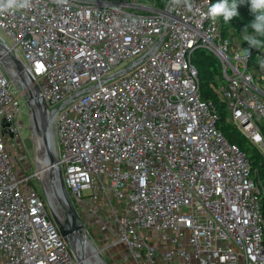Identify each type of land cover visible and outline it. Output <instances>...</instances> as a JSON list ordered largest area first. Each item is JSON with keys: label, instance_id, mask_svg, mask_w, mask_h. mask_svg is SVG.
Instances as JSON below:
<instances>
[{"label": "built area", "instance_id": "built-area-1", "mask_svg": "<svg viewBox=\"0 0 264 264\" xmlns=\"http://www.w3.org/2000/svg\"><path fill=\"white\" fill-rule=\"evenodd\" d=\"M209 6L30 0L0 13V264H79L49 209L58 181L19 174L8 148L20 139L19 99L35 86L33 137L39 102L56 177L58 167L73 206L110 232L124 261L264 264V174L216 128L192 63L199 49L218 59L229 119L264 163V83L253 75L264 76V51L251 70L252 47L225 39Z\"/></svg>", "mask_w": 264, "mask_h": 264}, {"label": "trees", "instance_id": "trees-1", "mask_svg": "<svg viewBox=\"0 0 264 264\" xmlns=\"http://www.w3.org/2000/svg\"><path fill=\"white\" fill-rule=\"evenodd\" d=\"M133 1L139 4L147 3L156 9L163 8L168 2V0ZM215 2H217V0H213V3ZM238 12L239 16L233 18L229 23H225L222 17L218 18L220 33L225 39H229L233 45L240 47L250 46L246 41H242V30L254 19V14L250 11V5L247 2L238 7ZM249 31L252 30L249 28ZM252 49L251 70H254L255 54L264 51V49L259 50L253 47ZM192 63L197 70L201 99L206 102H212L216 109V128L222 133L229 144L237 146L245 154L252 169L257 170L259 178L262 179L264 174V163L261 154L232 124L225 103L221 98L219 83L222 80V76L218 59L204 49H199L195 52ZM253 75L257 84L263 85L264 76Z\"/></svg>", "mask_w": 264, "mask_h": 264}, {"label": "rangeland", "instance_id": "rangeland-1", "mask_svg": "<svg viewBox=\"0 0 264 264\" xmlns=\"http://www.w3.org/2000/svg\"><path fill=\"white\" fill-rule=\"evenodd\" d=\"M144 6L152 7L151 5L147 3H142ZM14 95H18L16 90H13ZM20 106H19V122H21V126L19 128V137L18 140H12L10 145L8 146L11 153L16 157L17 166H18V173L19 174H25V175H32L38 170L41 169L40 166V159L43 157V153L41 151V148L38 145L37 140L33 137L32 129L30 127V121H29V109L26 106V103L23 98L19 99ZM50 143L52 147L51 142V135H50ZM53 148V147H52ZM42 170V169H41ZM49 172L46 173V175ZM41 179V177H38ZM37 177L32 178L31 185L34 187V189L41 195L43 200H45V196L42 189V182ZM49 179V175L47 176V180ZM54 193L52 190L46 188L47 190V196L48 201L51 204V209L53 211L50 212L54 216V220L59 225V227L64 228L65 222L63 221V214L60 210V206L57 205L54 198H59L58 192L55 191ZM74 207V206H73ZM76 213L78 214L81 223L83 225L84 232L86 234L87 239L89 240L88 243L90 244L91 248L86 245L84 250V245H81L78 247L77 250L82 253L83 259L88 262V264H96L94 259V253L92 248L95 250V252L98 251V255L100 259L103 261V264H120V261H122L121 264H132L130 260L124 261L126 258V252H124V248L119 245H114V238L110 236L109 233L101 232L97 225L94 223V219L92 216H86L83 214V212H80V210L77 207H74ZM84 213H87V209L84 208ZM108 208L104 209L105 212H108ZM53 212V213H52ZM85 216L88 222H85ZM122 258V260H121Z\"/></svg>", "mask_w": 264, "mask_h": 264}, {"label": "water", "instance_id": "water-1", "mask_svg": "<svg viewBox=\"0 0 264 264\" xmlns=\"http://www.w3.org/2000/svg\"><path fill=\"white\" fill-rule=\"evenodd\" d=\"M9 56H10V58L14 64L16 70L21 71L22 70L21 63L11 54ZM35 91H36L35 97H29V96L23 95V99H24L27 106H30L32 99L36 100V101L38 100L37 99L38 88L36 86H35ZM36 103H37L38 116H39L38 126H37V121L35 120V118L34 117H32V118H33V122L35 123L37 133L40 136V138L42 139V145H43V148H44L45 153L47 154V158H48V170H50V169H53V166L55 164H57V160H56L54 153L49 150V146H48V143H49L48 136H47L48 125H47V122L45 119V112H44L45 106L39 102H36ZM245 124H246V122L244 121L243 125H245ZM3 126L6 127L7 124L4 123ZM4 133H7L11 138L13 137V135L9 132L8 129H4ZM50 176H51V173H49V177ZM57 181H58V194L60 193V195L62 197L57 198L56 203L58 206H60V210L64 216V219L65 220L67 219V221L70 219V222L69 221H68L69 223L65 222V227L61 228V227H59V225L54 220V216H53L54 214L53 215L51 214V216H52L54 223L58 227L62 237L64 238L65 242L68 244L70 251L72 252L75 259L78 261L79 264H84V262L77 255V252H78L77 249H78V247L81 246V242L83 241V236H84L85 232H84L81 220H80L78 214L76 213V211L73 207V204L70 200V197L67 193V190L64 186L61 171L59 170L58 167H57ZM48 204H49V208L51 209V204L50 203H48ZM51 211H52V209H51ZM85 236H86V234H85ZM84 240H85V238H84Z\"/></svg>", "mask_w": 264, "mask_h": 264}, {"label": "clouds", "instance_id": "clouds-1", "mask_svg": "<svg viewBox=\"0 0 264 264\" xmlns=\"http://www.w3.org/2000/svg\"><path fill=\"white\" fill-rule=\"evenodd\" d=\"M248 3L254 19L242 30V41H246L253 48L264 49V0H217L212 3L204 17L213 22L223 18L229 23L233 18L239 16L238 7ZM183 5L188 11L193 10V0H171V6ZM30 6V0H0V13L13 10L25 9ZM249 28L252 31H249ZM260 67L264 68V58L260 60Z\"/></svg>", "mask_w": 264, "mask_h": 264}, {"label": "bare ground", "instance_id": "bare-ground-1", "mask_svg": "<svg viewBox=\"0 0 264 264\" xmlns=\"http://www.w3.org/2000/svg\"><path fill=\"white\" fill-rule=\"evenodd\" d=\"M47 136H48V141H49V143H48L49 150H50L51 152H53V148L51 147V143H50V133H48ZM37 142H38V145H39V147L41 148V151H42V153H43V157L40 159V166H41L42 171L44 172V176H43V177H44V181H46V180H45V177L48 176L49 173L53 174V176H54V179H53V180L57 181V177H56L55 169H50V170H48V158H47V154L45 153V150H44V148H43V145H42V139L40 138V136H39ZM47 172H49V173L46 175ZM45 183H46V182H45ZM46 191H47V190H46ZM55 191L58 192L57 189H55ZM52 211H53V210H52ZM53 214H54V213H53ZM54 215L56 216V214H54ZM63 221L66 222V223H69V222H70V219L68 220V221H69V222H68L67 219L65 220V219L63 218ZM84 238H85V240H84ZM88 241H89V240L86 238V236H85V234H84V236H83V241L81 242V245H82V244L84 245V250H85L86 245H88V247L91 248V246H90V244L88 243ZM92 250H93V253H94L95 263H96V264H103V261L100 259L99 255L97 254L98 251L95 252V250H94L93 248H92ZM77 251H78V252H77L78 257L84 262V264H88V262L85 261V260L83 259L82 253L79 252V250H77Z\"/></svg>", "mask_w": 264, "mask_h": 264}]
</instances>
